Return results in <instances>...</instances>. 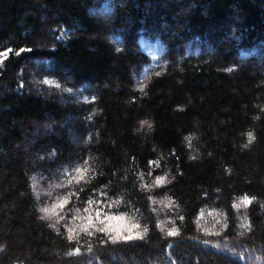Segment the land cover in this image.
<instances>
[{
    "label": "trees",
    "instance_id": "1",
    "mask_svg": "<svg viewBox=\"0 0 264 264\" xmlns=\"http://www.w3.org/2000/svg\"><path fill=\"white\" fill-rule=\"evenodd\" d=\"M0 249L264 264V0H0Z\"/></svg>",
    "mask_w": 264,
    "mask_h": 264
},
{
    "label": "rangeland",
    "instance_id": "2",
    "mask_svg": "<svg viewBox=\"0 0 264 264\" xmlns=\"http://www.w3.org/2000/svg\"><path fill=\"white\" fill-rule=\"evenodd\" d=\"M104 11H105V9L101 8L100 11H97V12H98V14L102 15L104 13ZM151 42L155 43L154 41H151ZM152 46H154V44ZM108 225L112 228H115L117 232H121V231L125 230V228H127L126 221H124L120 218H115V219H111L110 221H107V226Z\"/></svg>",
    "mask_w": 264,
    "mask_h": 264
},
{
    "label": "snow or ice",
    "instance_id": "3",
    "mask_svg": "<svg viewBox=\"0 0 264 264\" xmlns=\"http://www.w3.org/2000/svg\"><path fill=\"white\" fill-rule=\"evenodd\" d=\"M228 71H231V69H228ZM142 124H148V121H142L141 122ZM149 127H151V125L149 124ZM253 139L251 133H249V142H251V140ZM42 211H45L47 212L48 210L47 209H43ZM0 251H2V249H0Z\"/></svg>",
    "mask_w": 264,
    "mask_h": 264
}]
</instances>
